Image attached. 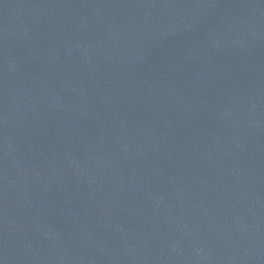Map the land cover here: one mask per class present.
<instances>
[{
	"label": "water",
	"instance_id": "1",
	"mask_svg": "<svg viewBox=\"0 0 264 264\" xmlns=\"http://www.w3.org/2000/svg\"><path fill=\"white\" fill-rule=\"evenodd\" d=\"M0 264H264V0H0Z\"/></svg>",
	"mask_w": 264,
	"mask_h": 264
}]
</instances>
